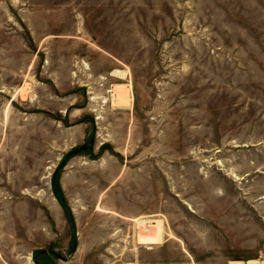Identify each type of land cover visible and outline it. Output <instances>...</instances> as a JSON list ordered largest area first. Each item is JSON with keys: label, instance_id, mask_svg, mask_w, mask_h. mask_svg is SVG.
Returning a JSON list of instances; mask_svg holds the SVG:
<instances>
[{"label": "rangeland", "instance_id": "obj_1", "mask_svg": "<svg viewBox=\"0 0 264 264\" xmlns=\"http://www.w3.org/2000/svg\"><path fill=\"white\" fill-rule=\"evenodd\" d=\"M0 264H264V0H0Z\"/></svg>", "mask_w": 264, "mask_h": 264}]
</instances>
